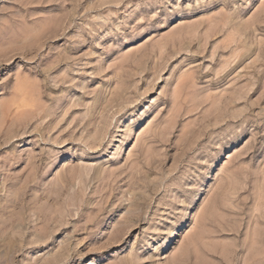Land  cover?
<instances>
[{
    "label": "rangeland",
    "instance_id": "374dc122",
    "mask_svg": "<svg viewBox=\"0 0 264 264\" xmlns=\"http://www.w3.org/2000/svg\"><path fill=\"white\" fill-rule=\"evenodd\" d=\"M0 234V264H264V0H0Z\"/></svg>",
    "mask_w": 264,
    "mask_h": 264
},
{
    "label": "bare ground",
    "instance_id": "6f19581e",
    "mask_svg": "<svg viewBox=\"0 0 264 264\" xmlns=\"http://www.w3.org/2000/svg\"><path fill=\"white\" fill-rule=\"evenodd\" d=\"M37 110V109H36ZM33 114H36V111H31ZM30 114V113H29ZM33 114H30V115H33ZM32 118V117H31ZM17 122V121H16ZM24 122V121H23ZM21 123V122H20ZM41 136H43V135H41ZM125 143V142H124ZM35 157V156H34ZM33 158V157H32ZM38 159V158H37ZM34 160H35V158H34ZM32 161H33V159H32ZM39 161V160H38ZM32 163H34L35 164V161H33ZM34 165H32L31 166V169H33L32 171H33V174L35 175L36 173H37V171H36V169L38 170V167H36L37 165H35V167H33ZM59 183V182H58ZM60 185H62L61 183H60ZM48 195V194H47ZM55 219V218H54ZM180 226V227H179ZM178 226V228H179V230L178 231H175V229L172 231V233H171V235L166 239V245H168L167 246V248L170 246V244L171 243H173L174 241H176L177 239H178V237L180 236V234H181V231L182 230H187V228H189L188 226H182L181 227V225H179ZM1 235V234H0ZM3 235V234H2Z\"/></svg>",
    "mask_w": 264,
    "mask_h": 264
}]
</instances>
